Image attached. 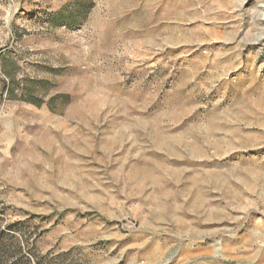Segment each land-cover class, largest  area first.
<instances>
[{
    "label": "rangeland",
    "instance_id": "374dc122",
    "mask_svg": "<svg viewBox=\"0 0 264 264\" xmlns=\"http://www.w3.org/2000/svg\"><path fill=\"white\" fill-rule=\"evenodd\" d=\"M0 264H264V0H0Z\"/></svg>",
    "mask_w": 264,
    "mask_h": 264
}]
</instances>
